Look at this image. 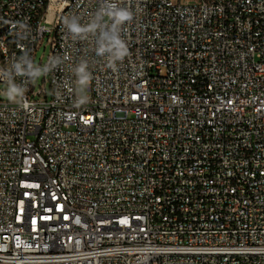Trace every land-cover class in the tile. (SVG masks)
<instances>
[{
    "label": "built area",
    "instance_id": "2783aa9c",
    "mask_svg": "<svg viewBox=\"0 0 264 264\" xmlns=\"http://www.w3.org/2000/svg\"><path fill=\"white\" fill-rule=\"evenodd\" d=\"M44 39L0 101V264H264V0H0V68Z\"/></svg>",
    "mask_w": 264,
    "mask_h": 264
},
{
    "label": "clouds",
    "instance_id": "9594fccd",
    "mask_svg": "<svg viewBox=\"0 0 264 264\" xmlns=\"http://www.w3.org/2000/svg\"><path fill=\"white\" fill-rule=\"evenodd\" d=\"M116 17V23L112 25L111 29L101 33L100 40L98 42V47L96 49L97 54L108 56V67L114 72L117 71L118 61H122L127 55V48L123 40L120 38L118 27L121 23L125 21H131L133 18V13L129 9H119L118 11L112 13ZM69 31L74 35V37H80L82 34L87 33L90 29L82 27L76 20L66 21ZM21 28H26V25H20ZM95 28V25L92 26ZM59 61H53V64ZM49 69L46 67L44 69L35 66L28 56H21L20 58L13 61L9 68H0V79L5 80L6 87L3 90V97L10 103L20 104L21 106H26L24 101V96L26 92V87L23 83H16L13 79V74L23 76L28 81H35L43 73L47 72ZM76 83L79 86V90L82 92L88 87L91 80V73L88 71V66L86 63H81L75 69ZM89 98L84 95H78L75 101V106L80 107L88 103Z\"/></svg>",
    "mask_w": 264,
    "mask_h": 264
},
{
    "label": "rangeland",
    "instance_id": "374dc122",
    "mask_svg": "<svg viewBox=\"0 0 264 264\" xmlns=\"http://www.w3.org/2000/svg\"><path fill=\"white\" fill-rule=\"evenodd\" d=\"M182 1H187V0H182ZM189 1H193V2H195L196 0H189ZM52 10H49L48 11V19L50 20V18H51V16H52ZM48 55H49V46H48V44H47V41H46V39H44L43 41H42V43H41V45L39 46V48L37 49V51H36V53H35V57H34V65L35 66H38V67H40V68H44V66L46 65V63H47V59H48ZM41 65V66H40ZM42 76L43 75H41L39 78H37L36 80H35V86L38 88V87H40L41 86V84H42ZM5 87H6V85H4V84H0V101L1 100H3V101H7L4 97H3V95H2V93H3V90L5 89ZM77 94L78 95H86L87 94V90H86V88L81 92L80 90H79V86H77Z\"/></svg>",
    "mask_w": 264,
    "mask_h": 264
},
{
    "label": "bare ground",
    "instance_id": "6f19581e",
    "mask_svg": "<svg viewBox=\"0 0 264 264\" xmlns=\"http://www.w3.org/2000/svg\"><path fill=\"white\" fill-rule=\"evenodd\" d=\"M49 10H52V12L54 11V5H53V4H51V5L49 6L48 11H49Z\"/></svg>",
    "mask_w": 264,
    "mask_h": 264
}]
</instances>
